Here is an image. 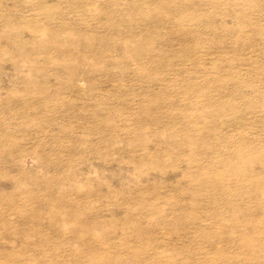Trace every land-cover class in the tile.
<instances>
[{"label": "rangeland", "instance_id": "obj_1", "mask_svg": "<svg viewBox=\"0 0 264 264\" xmlns=\"http://www.w3.org/2000/svg\"><path fill=\"white\" fill-rule=\"evenodd\" d=\"M0 264H264V0H0Z\"/></svg>", "mask_w": 264, "mask_h": 264}]
</instances>
